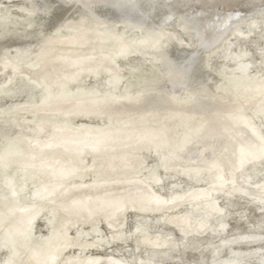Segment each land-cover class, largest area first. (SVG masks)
Returning a JSON list of instances; mask_svg holds the SVG:
<instances>
[{
  "label": "water",
  "instance_id": "1",
  "mask_svg": "<svg viewBox=\"0 0 264 264\" xmlns=\"http://www.w3.org/2000/svg\"><path fill=\"white\" fill-rule=\"evenodd\" d=\"M0 264H264V0H0Z\"/></svg>",
  "mask_w": 264,
  "mask_h": 264
}]
</instances>
